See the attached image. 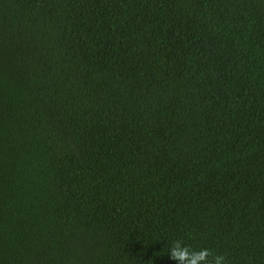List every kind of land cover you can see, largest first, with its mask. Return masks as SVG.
Here are the masks:
<instances>
[{
  "label": "trees",
  "instance_id": "obj_1",
  "mask_svg": "<svg viewBox=\"0 0 264 264\" xmlns=\"http://www.w3.org/2000/svg\"><path fill=\"white\" fill-rule=\"evenodd\" d=\"M176 239L264 264V0H0V264Z\"/></svg>",
  "mask_w": 264,
  "mask_h": 264
},
{
  "label": "clouds",
  "instance_id": "obj_2",
  "mask_svg": "<svg viewBox=\"0 0 264 264\" xmlns=\"http://www.w3.org/2000/svg\"><path fill=\"white\" fill-rule=\"evenodd\" d=\"M168 253L170 258L179 264H226L225 255L213 254L208 248L193 250L180 239L171 242Z\"/></svg>",
  "mask_w": 264,
  "mask_h": 264
}]
</instances>
